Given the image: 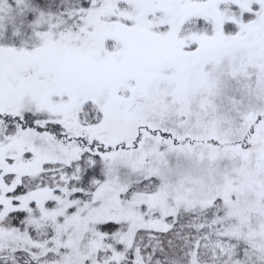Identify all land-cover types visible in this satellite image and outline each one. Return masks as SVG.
Wrapping results in <instances>:
<instances>
[{"label":"snow or ice","instance_id":"snow-or-ice-1","mask_svg":"<svg viewBox=\"0 0 264 264\" xmlns=\"http://www.w3.org/2000/svg\"><path fill=\"white\" fill-rule=\"evenodd\" d=\"M0 264H264V0H0Z\"/></svg>","mask_w":264,"mask_h":264}]
</instances>
